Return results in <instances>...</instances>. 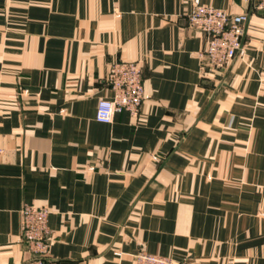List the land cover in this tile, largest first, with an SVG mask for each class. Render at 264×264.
Segmentation results:
<instances>
[{"label": "crops", "instance_id": "1", "mask_svg": "<svg viewBox=\"0 0 264 264\" xmlns=\"http://www.w3.org/2000/svg\"><path fill=\"white\" fill-rule=\"evenodd\" d=\"M199 1L248 14L224 69L200 57L196 0H0V264L31 257L26 203L63 264H264V11ZM121 60L149 97L100 122Z\"/></svg>", "mask_w": 264, "mask_h": 264}, {"label": "built area", "instance_id": "2", "mask_svg": "<svg viewBox=\"0 0 264 264\" xmlns=\"http://www.w3.org/2000/svg\"><path fill=\"white\" fill-rule=\"evenodd\" d=\"M249 1L254 9L264 11V0ZM248 18L247 13L231 14L226 9L196 0L188 15V24L205 34V47L200 52V57L212 69H224L242 53L245 23ZM106 80L113 90V96L98 101L96 119L111 123L115 114L121 111L139 116L144 101L149 97L145 90L140 62H113L108 68ZM21 212L22 236L31 252L26 264H63L58 259L47 256L52 232L49 225V207L26 203ZM134 256L136 264H193L190 260L176 261L172 257L145 250L137 252Z\"/></svg>", "mask_w": 264, "mask_h": 264}]
</instances>
